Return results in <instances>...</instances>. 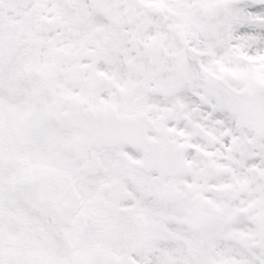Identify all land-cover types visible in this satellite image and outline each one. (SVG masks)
<instances>
[{"label":"snow or ice","instance_id":"obj_1","mask_svg":"<svg viewBox=\"0 0 264 264\" xmlns=\"http://www.w3.org/2000/svg\"><path fill=\"white\" fill-rule=\"evenodd\" d=\"M0 264H264V0H0Z\"/></svg>","mask_w":264,"mask_h":264}]
</instances>
